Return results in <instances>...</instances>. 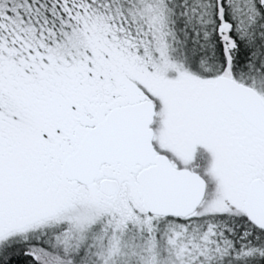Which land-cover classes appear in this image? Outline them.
I'll use <instances>...</instances> for the list:
<instances>
[{"label": "snow or ice", "instance_id": "1", "mask_svg": "<svg viewBox=\"0 0 264 264\" xmlns=\"http://www.w3.org/2000/svg\"><path fill=\"white\" fill-rule=\"evenodd\" d=\"M0 264H264V0H0Z\"/></svg>", "mask_w": 264, "mask_h": 264}]
</instances>
